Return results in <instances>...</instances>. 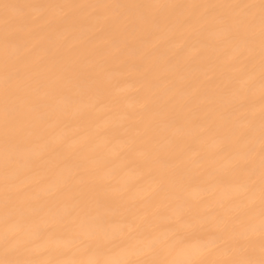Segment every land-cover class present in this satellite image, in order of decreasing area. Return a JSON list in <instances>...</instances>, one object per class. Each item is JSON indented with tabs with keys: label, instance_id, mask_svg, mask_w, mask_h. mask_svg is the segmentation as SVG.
<instances>
[{
	"label": "bare ground",
	"instance_id": "bare-ground-1",
	"mask_svg": "<svg viewBox=\"0 0 264 264\" xmlns=\"http://www.w3.org/2000/svg\"><path fill=\"white\" fill-rule=\"evenodd\" d=\"M259 5L0 0V259H259Z\"/></svg>",
	"mask_w": 264,
	"mask_h": 264
},
{
	"label": "snow or ice",
	"instance_id": "snow-or-ice-1",
	"mask_svg": "<svg viewBox=\"0 0 264 264\" xmlns=\"http://www.w3.org/2000/svg\"><path fill=\"white\" fill-rule=\"evenodd\" d=\"M8 7V5H5ZM27 7V5H25ZM245 7H255V5H246ZM260 10H261V30H260V41H261V84L262 89H264V0H260ZM15 21L12 18H6L4 23L6 27L5 39L7 40L12 33L8 31V27L13 24ZM262 100H264V95H262ZM13 114L6 112L5 122L6 125L12 119ZM260 142H261V152H260V223H259V235H260V247H259V259L255 258L256 249L254 244L249 241L246 245H240L238 251L240 253L238 258L223 260L217 262V264H264V110L261 113V128H260ZM236 168L238 171L246 174L250 179L255 175V169L251 166H243L237 163ZM249 192L254 191L250 186L248 188ZM75 223V221H73ZM195 226V225H194ZM83 243V241H82ZM4 246H5V256L3 259H0V264H57L55 261H39V260H24L11 258L12 255L17 251L15 247L9 248L8 237H4ZM151 255L145 259L137 260H126L117 262V264H170V262L165 260L156 259L155 257L159 254V250L155 247L151 248ZM181 264H196L195 261H184Z\"/></svg>",
	"mask_w": 264,
	"mask_h": 264
}]
</instances>
